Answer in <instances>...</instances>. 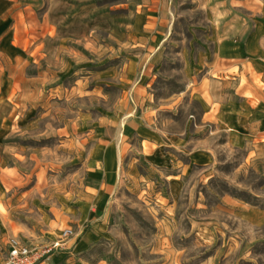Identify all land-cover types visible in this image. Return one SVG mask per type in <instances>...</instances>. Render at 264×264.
<instances>
[{"label":"rangeland","instance_id":"rangeland-1","mask_svg":"<svg viewBox=\"0 0 264 264\" xmlns=\"http://www.w3.org/2000/svg\"><path fill=\"white\" fill-rule=\"evenodd\" d=\"M12 239L264 264V0H0V262Z\"/></svg>","mask_w":264,"mask_h":264},{"label":"built area","instance_id":"built-area-1","mask_svg":"<svg viewBox=\"0 0 264 264\" xmlns=\"http://www.w3.org/2000/svg\"><path fill=\"white\" fill-rule=\"evenodd\" d=\"M58 244V240L45 244L12 239L7 255L0 264H47V259Z\"/></svg>","mask_w":264,"mask_h":264},{"label":"crops","instance_id":"crops-1","mask_svg":"<svg viewBox=\"0 0 264 264\" xmlns=\"http://www.w3.org/2000/svg\"><path fill=\"white\" fill-rule=\"evenodd\" d=\"M106 175H107V173H106Z\"/></svg>","mask_w":264,"mask_h":264}]
</instances>
